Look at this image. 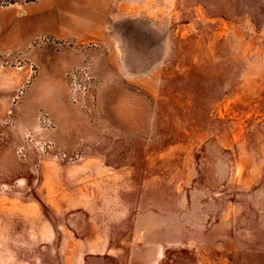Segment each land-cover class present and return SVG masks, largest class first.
I'll use <instances>...</instances> for the list:
<instances>
[{
    "label": "rangeland",
    "instance_id": "374dc122",
    "mask_svg": "<svg viewBox=\"0 0 264 264\" xmlns=\"http://www.w3.org/2000/svg\"><path fill=\"white\" fill-rule=\"evenodd\" d=\"M132 1L0 9V264H264V0Z\"/></svg>",
    "mask_w": 264,
    "mask_h": 264
},
{
    "label": "crops",
    "instance_id": "0c3cea01",
    "mask_svg": "<svg viewBox=\"0 0 264 264\" xmlns=\"http://www.w3.org/2000/svg\"><path fill=\"white\" fill-rule=\"evenodd\" d=\"M152 1L155 0H145L146 4L142 6L146 11ZM156 1L163 4L161 0ZM33 6L44 8L39 10V29L43 27L55 40L66 39L67 31L79 32L87 27L100 32L109 30L113 15L139 13L141 9L137 10L135 7L139 5L132 0H38L30 4ZM93 16H102L103 19L98 21Z\"/></svg>",
    "mask_w": 264,
    "mask_h": 264
},
{
    "label": "trees",
    "instance_id": "16d2710c",
    "mask_svg": "<svg viewBox=\"0 0 264 264\" xmlns=\"http://www.w3.org/2000/svg\"><path fill=\"white\" fill-rule=\"evenodd\" d=\"M38 0H0V9L8 8L10 6H14L20 2H24L26 4H31L37 2Z\"/></svg>",
    "mask_w": 264,
    "mask_h": 264
}]
</instances>
